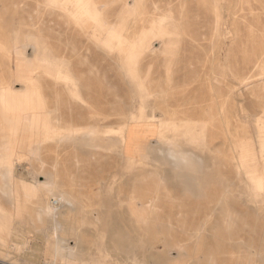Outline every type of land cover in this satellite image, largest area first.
Masks as SVG:
<instances>
[{"label": "rangeland", "instance_id": "1", "mask_svg": "<svg viewBox=\"0 0 264 264\" xmlns=\"http://www.w3.org/2000/svg\"><path fill=\"white\" fill-rule=\"evenodd\" d=\"M0 99V264H264V0H0Z\"/></svg>", "mask_w": 264, "mask_h": 264}, {"label": "bare ground", "instance_id": "2", "mask_svg": "<svg viewBox=\"0 0 264 264\" xmlns=\"http://www.w3.org/2000/svg\"><path fill=\"white\" fill-rule=\"evenodd\" d=\"M136 5V3H135ZM128 6V5H126ZM81 8V7H80ZM88 8V7H87ZM91 8V7H90ZM134 8V7H133ZM96 9V8H95ZM124 10V9H123ZM98 11V10H97ZM88 12V11H87ZM128 12V11H126ZM92 13V12H91ZM129 13V12H128ZM86 14V13H85ZM90 14V13H89ZM94 14V12H93ZM167 16V15H166ZM168 18V17H167ZM166 18V19H167ZM170 19V18H169ZM152 22V21H150ZM220 22V21H219ZM116 24V23H115ZM105 25V24H104ZM99 26V25H98ZM151 26V25H150ZM100 29V28H98ZM153 30V29H152ZM109 31V30H108ZM158 32V31H157ZM159 33H160V30H159ZM156 36V34H155ZM167 39V38H166ZM165 39V40H166ZM111 40V39H110ZM170 40V39H169ZM142 41V40H141ZM138 42V41H137ZM172 42V40H171ZM160 44V43H159ZM165 45V44H164ZM170 45V44H169ZM153 46V45H152ZM151 47V45H150ZM162 47V46H161ZM167 47V46H166ZM142 48V47H141ZM169 50V49H168ZM131 52V51H130ZM164 52V51H163ZM154 54V53H153ZM20 60V59H18ZM23 67V66H22ZM20 72V70H18ZM15 74V73H14ZM20 78V77H19ZM22 79V78H21ZM25 80V79H23ZM26 80H29V79H26ZM32 80V79H31ZM30 81V80H29ZM27 82V81H26ZM31 83V82H30ZM26 84V83H25ZM28 85V83L26 84ZM31 85V84H30ZM24 86V85H23ZM30 87V86H29ZM8 88V87H7ZM10 88V87H9ZM6 89V88H5ZM11 89V88H10ZM2 92V91H1ZM19 92V91H18ZM22 92V91H21ZM4 93V91H3ZM7 93V92H6ZM13 93V92H12ZM17 93V92H16ZM31 93V92H30ZM5 95V94H4ZM34 95V94H33ZM3 96V95H2ZM30 96V95H29ZM28 96V97H29ZM5 97V96H4ZM9 97V96H8ZM26 95H15V96H12L11 99L9 100V103L7 102V110L9 111L8 113L10 114V127H9V130L7 128V132L9 133V141L7 142L6 144V153L4 155V157H15V154H16V144H15V140L18 139L19 137V134L22 130V126H23V120H24V117L26 115H30L31 116V128L33 130V125H35L40 119L39 115L40 113H38V110L36 109V107H32L31 106V103L32 101L31 98L29 99ZM31 97V96H30ZM1 100V99H0ZM1 103V102H0ZM38 104V102H37ZM4 105V104H3ZM5 108V107H4ZM38 108V107H37ZM6 110V109H4ZM6 110V111H7ZM7 113V114H8ZM35 135V134H34ZM17 159V158H16ZM10 168V167H8ZM29 187V186H28ZM29 190V189H28ZM32 188H30V191L28 192H32ZM45 190V189H44ZM37 191V190H36ZM14 192V191H13ZM15 194V193H14ZM44 194L45 195H51L49 193V191L45 190L44 191ZM29 195V194H28ZM47 195V196H48ZM52 198L49 199V206L47 207V209L49 210V215L53 218L54 216L56 217V212L58 211V209L60 208V199L55 197V195L51 196ZM28 199V198H27ZM46 200V199H45ZM64 203V202H63ZM38 205V204H37ZM40 205V204H39ZM62 208V207H61ZM44 210V209H43ZM50 217V218H51ZM60 244H59V241H56L54 244H53V250H54V256L56 259H58L59 255L58 254V251L57 249L59 248ZM62 251V250H61ZM59 250V252H61ZM36 260V259H35Z\"/></svg>", "mask_w": 264, "mask_h": 264}]
</instances>
